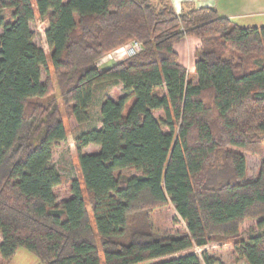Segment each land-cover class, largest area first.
<instances>
[{
    "label": "trees",
    "instance_id": "trees-1",
    "mask_svg": "<svg viewBox=\"0 0 264 264\" xmlns=\"http://www.w3.org/2000/svg\"><path fill=\"white\" fill-rule=\"evenodd\" d=\"M3 11V264L21 247L37 264H215L205 253L173 256L214 241L264 264V155L254 178L245 157L263 152L264 25L191 1L177 11L172 0H0ZM36 17L47 23L48 55L33 40ZM187 37L199 41L194 82L176 48ZM134 40L140 50L98 66ZM106 81L123 94L103 97L97 124L76 134L79 178L57 203L54 144L67 136L66 119L91 120L95 85ZM55 87L61 105L40 101ZM90 144L98 149L82 151ZM168 205L184 230L154 229L153 211ZM248 220L260 232L243 238Z\"/></svg>",
    "mask_w": 264,
    "mask_h": 264
},
{
    "label": "rangeland",
    "instance_id": "rangeland-1",
    "mask_svg": "<svg viewBox=\"0 0 264 264\" xmlns=\"http://www.w3.org/2000/svg\"><path fill=\"white\" fill-rule=\"evenodd\" d=\"M194 1H196V4L197 2H199V0ZM202 2L206 5L215 6L219 15L221 16H228L226 14H232V19L236 22H240L242 21V19L245 20V18L239 17L246 16L237 14H248L252 13V10H261L257 7L258 3H262L263 7L261 8L264 9V0H257V2L255 3H253V0H206ZM175 9L177 11L181 10V7L177 4ZM4 13L5 12L3 11L0 14L3 15ZM263 16L264 15H253L255 19H260L261 17L263 18ZM46 26V21L38 17H36L33 21L30 22L31 30L34 32V43L42 47L48 55L49 48L44 35V30ZM176 47L181 50L180 53L182 55V59L186 64L195 59L194 51L198 46H192L189 38L188 40L187 38L184 39L181 43L177 44ZM129 52L130 49L128 47H120L98 60L97 64L100 68H104L105 66H109L110 64H112V62H116L123 59L129 54ZM47 71L48 69L46 68L42 69V80L46 77ZM189 74L192 78V74ZM122 94L123 92L120 83L112 81L98 83L95 85L94 88V101L91 106V120L83 123H78L73 117H71L70 119H66L65 122L67 128V136L64 140L58 141L54 144L52 158L50 161V165L54 167L62 176L61 184L55 186L53 190L57 198V203H61L62 201L68 199L71 196V182L73 179L79 178V166L76 157L77 151L74 142L76 134L83 129H87L89 126L97 124V112L99 101L103 97L109 96L111 98L117 99ZM50 98H54L56 102L61 105L59 89L57 87H55V91L50 96L42 97L40 101L45 102ZM155 114L158 115L159 113ZM97 149L98 148L96 145L90 144L86 147H83L82 151L93 152ZM263 155L264 145L262 155L245 154L247 161V178H254L257 175L258 168L261 162V157ZM122 172L128 175L133 174L132 172L126 170H122ZM151 219L154 229L159 232H175L177 230L185 229L184 221L180 218L174 208L170 205L154 210L151 215ZM259 232L260 230L256 226V220L245 221L240 228V236L243 238H248L250 235ZM191 251L196 253V255L201 260H203V254L205 253L206 256L216 261L215 264H246L244 260H242L241 258H237L236 255L231 252L232 244L230 241L210 242L202 248L195 247L183 252H178L173 256H179L184 254L185 252ZM37 261L38 260L34 254L21 247L17 249L13 257L8 261L7 264H37ZM0 264H3V260L1 257Z\"/></svg>",
    "mask_w": 264,
    "mask_h": 264
},
{
    "label": "crops",
    "instance_id": "crops-1",
    "mask_svg": "<svg viewBox=\"0 0 264 264\" xmlns=\"http://www.w3.org/2000/svg\"><path fill=\"white\" fill-rule=\"evenodd\" d=\"M183 1H191L192 3H195L196 2L194 0H172L173 5L175 6V8H176V5L177 4L181 7V3ZM202 1H206V0H199V2H197V4L195 3V5L196 6L206 5ZM255 2H257V0H253V3H255ZM257 7L259 9H261V10H257L256 9V10H252V13H248V14H237V15H246V16H243V17H239V18H245V20L242 19V21L237 22V23L240 24L241 26L264 25V16H263V18L261 17L260 19H257L256 18L257 20L253 17V15H261V16L264 15V9L261 8V7H263L262 6V3H258L257 4ZM226 15H228L227 17L233 18V16H231L232 14H226ZM188 38H189L192 46H194V47L195 46H198V40L196 38L187 37V40H188ZM180 51L181 50L177 48V52H178V55H179V62L181 64H183L187 68V70H188L189 73L192 74V81L194 82V81H196V75H195V72H194V60L195 59H193L191 62H189V63L186 64L183 61V59H182V55H181Z\"/></svg>",
    "mask_w": 264,
    "mask_h": 264
},
{
    "label": "built area",
    "instance_id": "built-area-1",
    "mask_svg": "<svg viewBox=\"0 0 264 264\" xmlns=\"http://www.w3.org/2000/svg\"><path fill=\"white\" fill-rule=\"evenodd\" d=\"M128 47L132 52H134V51H136V50H139L141 47V44L138 42V41H136V40H134V41H132V42H130L129 44H127V45H125V46H123V47Z\"/></svg>",
    "mask_w": 264,
    "mask_h": 264
},
{
    "label": "bare ground",
    "instance_id": "bare-ground-1",
    "mask_svg": "<svg viewBox=\"0 0 264 264\" xmlns=\"http://www.w3.org/2000/svg\"><path fill=\"white\" fill-rule=\"evenodd\" d=\"M127 47V46H126ZM126 47H124V48H126ZM135 52V51H134ZM134 52H132L131 50H130V52H129V54L128 55H130V54H132V53H134ZM127 55V56H128ZM110 57V56H109ZM126 57V56H125Z\"/></svg>",
    "mask_w": 264,
    "mask_h": 264
}]
</instances>
